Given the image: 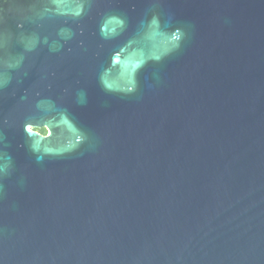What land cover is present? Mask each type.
Returning a JSON list of instances; mask_svg holds the SVG:
<instances>
[{
  "label": "water",
  "instance_id": "95a60500",
  "mask_svg": "<svg viewBox=\"0 0 264 264\" xmlns=\"http://www.w3.org/2000/svg\"><path fill=\"white\" fill-rule=\"evenodd\" d=\"M0 264H264V0H0Z\"/></svg>",
  "mask_w": 264,
  "mask_h": 264
},
{
  "label": "clouds",
  "instance_id": "9594fccd",
  "mask_svg": "<svg viewBox=\"0 0 264 264\" xmlns=\"http://www.w3.org/2000/svg\"><path fill=\"white\" fill-rule=\"evenodd\" d=\"M90 7H91V6H90ZM100 16H101V17H105V16H112V15H108V14H105V13H100ZM116 16H120V15H116ZM120 17H121V16H120ZM151 17H152V18L159 17V14H153ZM122 23H123V25H124L123 30H125V29L127 28V17H126V16H125L124 19H122ZM175 31H176L177 33H180L181 36H182V38H183V33H182V31H181L180 28H176ZM101 34L103 35V32H102ZM118 35H119V34H118ZM112 38H114V37H112ZM181 40H182V39H180V41H181ZM180 41H179V42H180ZM179 42L176 44L177 46L179 45ZM113 52H115V49L113 50ZM133 90H134L133 88H129V89H128V91H133ZM31 130H32V125L29 124V123H25V124H24V131H26V132H28V133H31ZM81 139H82V138H77V140L75 141V143L79 144V143L81 142Z\"/></svg>",
  "mask_w": 264,
  "mask_h": 264
},
{
  "label": "trees",
  "instance_id": "16d2710c",
  "mask_svg": "<svg viewBox=\"0 0 264 264\" xmlns=\"http://www.w3.org/2000/svg\"><path fill=\"white\" fill-rule=\"evenodd\" d=\"M40 131H41L42 134H45L47 129L46 128H41Z\"/></svg>",
  "mask_w": 264,
  "mask_h": 264
},
{
  "label": "flooded vegetation",
  "instance_id": "af4514ba",
  "mask_svg": "<svg viewBox=\"0 0 264 264\" xmlns=\"http://www.w3.org/2000/svg\"><path fill=\"white\" fill-rule=\"evenodd\" d=\"M41 129V128H40ZM40 129H36L38 132H40L41 133V131H40ZM47 133H48V131H46V133L45 134H43V135H47ZM42 134V133H41Z\"/></svg>",
  "mask_w": 264,
  "mask_h": 264
}]
</instances>
